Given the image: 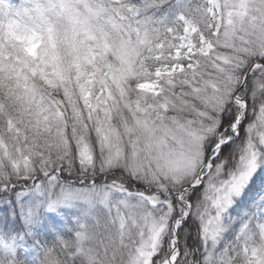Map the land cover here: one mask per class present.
Wrapping results in <instances>:
<instances>
[{
  "label": "snow or ice",
  "instance_id": "6c2138e0",
  "mask_svg": "<svg viewBox=\"0 0 264 264\" xmlns=\"http://www.w3.org/2000/svg\"><path fill=\"white\" fill-rule=\"evenodd\" d=\"M0 264H264V0H0Z\"/></svg>",
  "mask_w": 264,
  "mask_h": 264
},
{
  "label": "rangeland",
  "instance_id": "374dc122",
  "mask_svg": "<svg viewBox=\"0 0 264 264\" xmlns=\"http://www.w3.org/2000/svg\"><path fill=\"white\" fill-rule=\"evenodd\" d=\"M13 2L16 3V4H19V3H22L23 0H13Z\"/></svg>",
  "mask_w": 264,
  "mask_h": 264
}]
</instances>
